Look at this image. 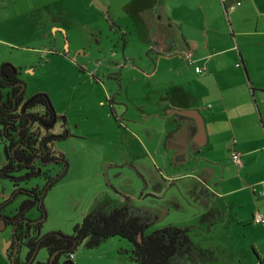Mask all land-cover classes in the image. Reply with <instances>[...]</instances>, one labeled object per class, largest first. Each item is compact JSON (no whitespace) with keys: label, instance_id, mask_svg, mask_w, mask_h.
<instances>
[{"label":"crops","instance_id":"crops-1","mask_svg":"<svg viewBox=\"0 0 264 264\" xmlns=\"http://www.w3.org/2000/svg\"><path fill=\"white\" fill-rule=\"evenodd\" d=\"M133 2L129 13L147 32L151 54L144 67L123 57L132 62V84L145 91L129 101L127 130L117 128L129 132L132 169L155 190L174 180L195 187V217L209 208L220 213L202 226L213 235L211 246L193 243L214 252L210 264H264V224L253 223L255 214L264 217V0H146L141 8ZM187 51L192 64L182 57Z\"/></svg>","mask_w":264,"mask_h":264},{"label":"rangeland","instance_id":"rangeland-1","mask_svg":"<svg viewBox=\"0 0 264 264\" xmlns=\"http://www.w3.org/2000/svg\"><path fill=\"white\" fill-rule=\"evenodd\" d=\"M98 1L106 6L108 20L90 0H0V68L8 65L16 71L18 81L24 85V99L45 94L57 118L52 134L61 133V129L68 133L64 140L52 143V150L64 157L66 166L63 171L61 166L53 165L49 172L53 177L62 173V178L60 175L44 194L43 220L39 222L36 203L25 213V220L41 223L38 236L70 235L91 210L108 212L129 204L156 218L144 235L168 226L191 227V242L210 247L213 235L194 216L201 207L190 198L184 181L164 182V190H155L147 177L132 169L129 132L120 133L117 128L120 125L127 130L133 110L129 101L145 91L132 84L128 69L132 62L123 57H135V65L141 63L144 67L146 56L151 54L148 36L136 16L129 13L131 0ZM145 4L146 0H134L131 7ZM63 11L71 16L66 18ZM54 14L51 22L49 18ZM52 26L59 30L52 31ZM127 84L131 85L129 90ZM151 174L163 183L154 171ZM45 185L44 180L33 178L18 184L17 189L29 192L33 187L44 189ZM11 189L9 181L0 180V192L7 195ZM10 200L0 212L7 217L21 201L32 197L22 194ZM10 235V227L0 232V264H9L3 244ZM129 250L130 246L118 238H109L92 249H85L81 243L71 261L127 264ZM26 251L21 245L19 261ZM46 258V251L39 249L33 264L44 263Z\"/></svg>","mask_w":264,"mask_h":264},{"label":"trees","instance_id":"trees-1","mask_svg":"<svg viewBox=\"0 0 264 264\" xmlns=\"http://www.w3.org/2000/svg\"><path fill=\"white\" fill-rule=\"evenodd\" d=\"M7 67L9 66L3 65L0 68V74L6 72ZM3 81L0 78V100L9 96L13 97V100L17 99L15 100L16 105L22 104L19 112L22 116L21 124L24 125L31 120L44 130L50 129L49 126H52L57 118L48 97L45 94H35L30 98L24 99L22 88L15 85L19 83L16 76L9 75L7 80L3 79ZM1 89H7V91L1 92ZM4 114H8L7 111L1 110L0 126L3 125V122L10 123L9 120H13L17 116L15 108L14 110L12 109L11 114L9 112V118L5 117ZM67 137V131H62L61 129V133L55 136L52 135L49 138L47 149L52 147L53 142L64 140ZM20 138V141L25 143L30 140V134L23 131ZM21 147L26 149L22 145ZM34 153V151L30 152V150L27 152L18 150L14 152V157L18 161L30 162L34 157ZM41 159L44 162L51 161V166H61L63 171H65L64 157L60 153L56 154L50 149L47 155L41 156ZM17 164L15 162L14 165L16 166ZM17 171V169H14L11 173H5V175L0 172V180L8 178L5 181L11 183L13 197L25 194L28 198L32 197V200L21 201L14 210L11 221H14L20 215H24L35 203H38L39 195V192L35 189H30L29 192L17 189L18 184L28 181V178L26 180L25 177H10L12 173H17ZM61 174L55 175V177L51 176L52 178L45 182L43 193L59 179ZM194 188L188 190V194L195 201L194 196H192ZM9 204V201L3 202L0 209L5 208ZM38 210L40 216L44 217L41 205ZM220 218L218 211L209 208L199 217V224L207 229L216 221H219ZM155 219L154 215L125 204L108 212L91 210L82 217L78 225L72 228L70 235L51 233L42 237L36 234V231L41 227V223H39L41 221H39L31 227L34 236L23 244L27 250L24 258L26 261L34 258L35 253L39 249H44L47 254L46 261L36 264H72L71 255L81 243L85 249H92L109 238H118L124 240L130 246L127 264H206L215 261L213 251L196 247L191 242L189 239L191 227L175 228L168 226L144 235V230ZM138 234L140 235V241L137 239ZM8 261L11 264L10 258H8ZM13 264L22 263L15 259Z\"/></svg>","mask_w":264,"mask_h":264},{"label":"flooded vegetation","instance_id":"flooded-vegetation-1","mask_svg":"<svg viewBox=\"0 0 264 264\" xmlns=\"http://www.w3.org/2000/svg\"><path fill=\"white\" fill-rule=\"evenodd\" d=\"M9 67H7L6 72H2L0 74L1 75V77H0L1 81H3V79L7 80V77L9 75H11L13 77L17 76L16 71L12 67L11 68H9ZM3 82H5V81H3ZM15 85L22 88V90L24 88L23 84L21 82H19L18 84H15ZM9 98H11V99L9 100ZM15 100H17V99H15ZM15 100H13V97H9V96L7 98H2V100H0V111L6 110L8 113V114H4L5 117L9 118V112L11 114L12 109L14 110V108L16 110V115H17L13 120L12 119L9 120L10 123L3 122V125L0 126V156H1L2 161L4 160V162H5L4 165L2 167H0V172H2L3 175H5V173H9V172L11 173L12 170L17 169L18 170L17 173H12V175H10V174H8V175H10V177H12V178L13 177L15 178V176H18L21 178L25 177L26 180H27V178H28V180L35 178V179H41V180H44L45 182H47L48 180H50L53 177V176L51 177L49 175V172L52 168L51 161L44 162L41 159V156L47 155L49 153L50 149L52 150V147H48V149H47V144H48L47 141L53 135L52 131H53L54 126L53 125L49 126L50 129L44 130V129L40 128V126H38L36 122L33 123V121H31V120L28 121L26 124L22 125L21 124L22 116L19 113L20 108L22 107L21 106L22 104L18 102L19 104L16 105ZM9 102H10V104H9ZM23 131L30 134V140L25 142V143H22L20 141L21 140V138H20L21 132H23ZM32 134H33V136H32ZM55 135H57V134H55ZM55 135H53V136H55ZM21 145L23 147H26V149H23L21 147ZM17 149L19 151H25V152H27L29 150H30V152L34 151L35 153H34L33 159L30 162H24V161L16 160V158L14 157V152L18 151ZM15 162H16V164L18 163L16 166L14 165ZM31 189H35L36 191L39 192L38 203H36V206L38 209V207L40 205L42 206V200H43V197H44L46 190L43 193L42 188L38 189L37 187H33ZM9 193H10V195H12L13 188L11 189V191H9ZM9 193H7L8 196H9ZM14 198H16V196ZM5 201L11 202V200L9 198H7L3 201L1 200V206H2V203ZM3 209L4 208H1L0 212ZM25 213H24V215H20L14 221H11L12 216L7 217V216H4L0 213V227L3 226L2 224L5 225L3 230H1L0 232L4 231L5 228L10 227L11 235H10V238L8 241H11L13 239L16 240L17 250H16L15 257H14V260L16 259V261H19L17 258V253H19V251H20V246L25 244L30 238H32L34 236L32 233L31 227L36 223H30L28 220H25ZM42 217L43 216H41L40 221L43 220ZM36 234L38 235V230L36 231ZM15 235H16V237H15ZM13 244L14 243L10 244L7 247V254H8L9 258L13 254V249H14ZM33 261H34V258H30L27 261L24 258L20 262L22 264H33ZM10 262H11V260H10ZM36 263H34V264H36Z\"/></svg>","mask_w":264,"mask_h":264},{"label":"water","instance_id":"water-1","mask_svg":"<svg viewBox=\"0 0 264 264\" xmlns=\"http://www.w3.org/2000/svg\"><path fill=\"white\" fill-rule=\"evenodd\" d=\"M90 2H91V4L95 7V8H97L99 11H101L102 12V14L104 15V17L108 20V15H107V11H106V7L102 4V3H100L98 0H90ZM23 87H24V85H23ZM5 151V150H4ZM5 154V153H4ZM6 156V155H5ZM4 160L2 161V159H1V156H0V167H2L3 165H4ZM5 180H8V178H4ZM11 188H12V186H11ZM7 198H9V199H13L14 197L12 196V195H6V194H3L2 192H0V199H3V200H5V199H7ZM1 206V205H0ZM3 226L2 227H0V231L1 230H3V228L5 227V225L4 224H2ZM137 239H138V241H140V235L138 234V237H137ZM12 243H14L13 244V254H12V256L10 257V260H11V264H13V261H14V257H15V254H16V250H17V246H16V240L15 239H13V240H11V241H8L7 243L5 242L4 244H3V253H4V256L6 257V258H9V256H8V254H7V247L10 245V244H12Z\"/></svg>","mask_w":264,"mask_h":264},{"label":"built area","instance_id":"built-area-1","mask_svg":"<svg viewBox=\"0 0 264 264\" xmlns=\"http://www.w3.org/2000/svg\"><path fill=\"white\" fill-rule=\"evenodd\" d=\"M220 1L223 2L224 0H220ZM225 15H227V12H225ZM182 57L186 62H189V64H192L191 53L189 51L184 52ZM204 70L205 69L201 68V67H197V66L194 67V72L196 74L201 75V74H203ZM230 158L236 167L240 168L242 166V163H241L240 158H239V154L236 151L231 150ZM253 223L256 225H263L264 224V217L259 216L258 214H255L253 217Z\"/></svg>","mask_w":264,"mask_h":264}]
</instances>
